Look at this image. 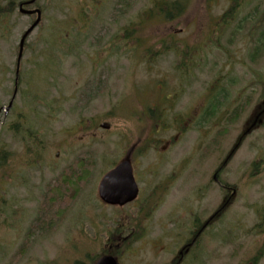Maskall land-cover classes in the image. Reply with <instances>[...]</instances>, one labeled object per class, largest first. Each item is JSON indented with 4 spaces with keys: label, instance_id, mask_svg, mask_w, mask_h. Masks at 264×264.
Here are the masks:
<instances>
[{
    "label": "rangeland",
    "instance_id": "374dc122",
    "mask_svg": "<svg viewBox=\"0 0 264 264\" xmlns=\"http://www.w3.org/2000/svg\"><path fill=\"white\" fill-rule=\"evenodd\" d=\"M7 1L0 0L2 8L6 9L3 5ZM116 1L38 0L43 8V23L27 37L13 110L0 117V150L9 154V161L0 168V264H91L90 260L103 247L106 226L111 227L109 222L104 223L107 208L97 198L98 183L106 171L124 158L129 144L149 134L144 128L150 130L157 124L151 112L164 101L168 109L169 99L178 93L175 88L181 78L182 83L191 78L184 93L192 94L195 99L194 95L205 93L216 81L228 99L236 97V104L247 98L249 112L260 105L264 90V46H257L264 34V0H241L234 20L226 27L220 18L229 10L230 0H188L185 13L169 21H148L143 16L142 12L152 7L153 0H128L131 8L127 14L113 19ZM251 12L254 15L246 19ZM133 22L140 24L141 38L147 41L146 44L141 41L142 47H149L155 53L163 50L161 40L166 46L175 42L178 49L183 43L197 48L200 52L193 51L196 54H191L192 60L184 56L187 64L193 63L189 65L188 75L177 70H181L178 65L183 56L180 58L173 51L163 50L153 60L144 54L138 56V49L133 48L135 43L130 42L128 51L119 45L115 47L121 30ZM30 23L29 17L15 11L4 25L0 24V106L3 108L13 88L17 45ZM56 38H60L57 42L62 45L60 51L53 48ZM79 41V46L75 45L71 51L66 48ZM47 48L51 51L46 54ZM93 68L96 74L107 76H97L100 84L104 82L103 88L88 101L80 95ZM26 109L30 111L28 125L31 124L42 142L39 147L32 145L30 153L40 152L41 159L31 169L25 167L28 155L23 144L8 130V124ZM147 109H150L148 114ZM143 114L146 115L141 120ZM162 114L163 125L169 126L171 112L165 110ZM246 118H241L236 126L241 127ZM102 123H108L109 129H102ZM171 136L170 132L160 131L155 137L162 147ZM250 141H255L256 150L250 148ZM260 151H264L263 130L244 142L236 163ZM184 152V148L177 149L176 159ZM56 154L59 156L55 157ZM87 157L94 162L89 178L60 219L64 197L44 195L77 158ZM132 164L137 167L132 169L137 182L141 178L150 180L155 173L151 152ZM171 164L170 157L157 173L165 177L172 171ZM252 186L251 200L246 192L245 199L236 201V241L213 251L210 248L211 257L202 264H252L248 260L264 248V232L253 231L257 220L250 208L253 203H264V174ZM70 189L63 190L71 192ZM173 192H185V186L179 187L177 182ZM151 253L145 254L151 257ZM136 256L140 253L136 252ZM135 259L126 262L136 264ZM257 264H264V254Z\"/></svg>",
    "mask_w": 264,
    "mask_h": 264
},
{
    "label": "flooded vegetation",
    "instance_id": "af4514ba",
    "mask_svg": "<svg viewBox=\"0 0 264 264\" xmlns=\"http://www.w3.org/2000/svg\"><path fill=\"white\" fill-rule=\"evenodd\" d=\"M22 3L17 5L14 0L11 9L15 10ZM24 8L26 11L39 10L34 3ZM9 16L10 12L1 14L0 24L4 25ZM28 16L38 17L36 13ZM193 51L200 52L187 46L185 56L191 58ZM13 73L12 93L16 89V61ZM181 79L175 88L178 93L169 99L168 109L164 107L167 104L165 101L158 105L162 113L165 110L171 112L170 125H155L146 137H138L124 152L131 169L136 167L132 163L149 152L153 153L155 173L152 178H141L140 182L134 178L138 192L130 203L109 205L99 200L107 208L104 223L109 222L111 227L106 226L104 238L99 237L103 238V247L92 264L102 256L114 257L119 264L132 263L130 258H136V264H202L203 260L211 257L210 248L213 251V248L236 241V201L245 199L246 192L248 195L254 192L252 185L264 174V151L255 153L244 162L243 159L236 163V158L249 137L259 130L264 131V110L254 109L248 113L246 109L240 110V118H247L238 128L236 97L228 99V94L215 81L205 93L194 95L197 97L195 99L192 94L184 93L191 78L185 83ZM222 79L231 81L229 78ZM215 89L217 92H214ZM3 110V106H0V117H6L13 108L6 114ZM160 131L172 135L162 147L155 137ZM16 138L28 155L25 157V167L31 169L32 149L26 147L20 137ZM250 143V148L256 150L255 141ZM179 148H184L185 152L180 159L179 153L176 159ZM170 157L172 171L162 177L157 170ZM146 176L149 177L148 174ZM177 182L179 187L185 186V192H173ZM250 208L257 220L253 231L261 234L264 232V203H253ZM259 223L262 224V231L257 233ZM128 251H131V255ZM147 251L152 252L151 257L145 254ZM136 252L140 253L139 257ZM258 252H264V248L255 254Z\"/></svg>",
    "mask_w": 264,
    "mask_h": 264
},
{
    "label": "trees",
    "instance_id": "16d2710c",
    "mask_svg": "<svg viewBox=\"0 0 264 264\" xmlns=\"http://www.w3.org/2000/svg\"><path fill=\"white\" fill-rule=\"evenodd\" d=\"M131 2V0H129ZM241 0H230V8L228 11H225L223 13V16L220 18V22L221 24H229L230 21L234 18V14H237L239 7L241 6L240 4ZM245 1V0H243ZM98 3H100L98 1ZM188 0H173V1H163V0H153L152 2V7H150L149 9H146L145 11L142 12L143 16H145V18L150 20L153 19H157L159 21H162L163 19H166L167 21L169 20H176L178 18H180V16H182L185 11L188 8ZM131 8V4L128 3V0H117L115 3V9L113 12V19L115 17H123L124 15L127 14V12L129 11V9ZM40 9H42V7H40ZM10 12L11 11V7L10 5L6 6V9L2 8V6L0 5V15L3 14L4 12ZM43 13V11H42ZM254 15L252 12L249 14V17H246V19L251 18V16ZM142 21V20H141ZM142 28L140 27V24H136V23H130L128 26L124 27L121 32H120V36L118 37L116 43L114 44V46L116 47L117 45L121 46L122 48L126 49L128 51V46H130V42L131 43H135L136 46H134V49H138V56L139 54H144L147 56V58H153V60H155L154 58L158 56V54L160 55L162 53V51L164 50H170L173 51L177 54H181L183 57L180 61V64L178 65L179 69H177L178 71L187 74L188 75V71H189V65H186L185 63V55H186V48L187 45H185L184 43L181 44L180 49L179 46H177L174 42L173 36L170 35L171 41L174 42L170 44V46H166V44L164 43L163 40L160 41V45H162V49L160 50L158 53H155L152 51V49H149V47L147 48H143L142 45L146 44V42H144V40H142L141 35H142ZM84 40V38H82V41ZM261 42L258 45V47L260 45L264 44V34L263 36H261L260 38ZM58 41H60V38H56V45H53V48H57L58 51H60L59 43H57ZM81 41V42H82ZM143 44H142V42ZM53 43H55L54 41H52ZM80 41L77 42V44H74L73 46H68L66 48H70L69 51L72 50V48L75 47V45L78 47ZM91 44V47H94L95 45ZM24 47L27 46V43L24 42ZM51 46V44H50ZM97 46V45H96ZM161 47V46H160ZM177 49V50H175ZM48 51H51L47 48ZM52 53V52H51ZM56 54H60L59 52H57ZM143 55V56H144ZM140 58V57H139ZM184 69V70H183ZM100 75L101 77H106L107 74H105V76L102 73H98L96 74V69L93 68L92 71V76L91 78L85 83V85L82 87V93L80 95V97H84L86 100H92L94 99L97 95H98V90H102V85L103 83H99L97 79V76ZM95 80V81H94ZM80 90V91H81ZM92 90V91H91ZM84 93H87V95L85 96ZM261 99H264V90L261 94ZM249 105V101L247 98L241 99V101L239 102V104L236 106V121H238V119L241 117V113L239 112L242 108L246 107ZM29 112L28 113H24L22 112L21 114H17V118L15 121L11 122L10 124H8V130L12 133V135L16 138V137H20V140L22 142H24L26 144V147H30L31 149L33 148L32 145H39V143H42L39 138L37 137V135H35V132L32 130L31 124L30 126L29 124V120H30V116H29ZM146 114L149 113V110L145 111ZM154 113V115L156 116V121L158 120L157 124H159V120L164 119V115L162 114V112L159 110L158 107H156L155 111L151 112V114ZM146 114H143L141 120H143V117H145ZM155 118V117H154ZM156 124V125H157ZM155 127V126H154ZM154 127L150 130H153ZM31 141V142H28ZM28 143H31V145H29ZM39 147V146H38ZM27 149V148H26ZM28 151H30L28 149ZM34 157V162H38L41 157H37L36 154L33 155ZM9 161V154L4 151V150H0V168ZM94 165V162L92 161V159L90 157L87 158H77L76 161L69 167H67V169L65 170L64 173H61L55 180V185L53 186H49L46 193H45V197L48 198L50 196L52 197H64V202L60 203V206L62 208L60 214H59V218H62V215H64L66 213V211L68 210V206L69 204L75 200V198H77V196L79 195V192L81 190V188L86 184L87 179L89 178V175L91 173V169ZM69 188H71L70 190H72L71 192H55L57 190L60 189H64V190H69ZM46 203V201H45ZM51 204V203H50ZM49 204V206H50ZM60 208V209H61ZM258 231L257 233H260L262 231V224L259 223L258 224ZM264 252H258L255 255H253V257H251L248 261H250L252 264H257L259 261H261L262 257H263ZM91 261H93V259H91ZM74 264H79V263H74Z\"/></svg>",
    "mask_w": 264,
    "mask_h": 264
},
{
    "label": "water",
    "instance_id": "95a60500",
    "mask_svg": "<svg viewBox=\"0 0 264 264\" xmlns=\"http://www.w3.org/2000/svg\"><path fill=\"white\" fill-rule=\"evenodd\" d=\"M22 13H33V12H25ZM39 15V12H37ZM39 21V17L37 20L28 28V30L22 36L19 42V54L18 61L21 58L22 46L25 37L34 29ZM11 107V102L6 108L9 110ZM102 129H108L109 125L106 123L101 124ZM138 189L134 178L132 176V170L130 167V163L127 159H123L115 168L107 172L99 182L97 188V194L99 199L105 203L110 205H125L133 201L136 198ZM95 264H119L113 257L104 256L98 259Z\"/></svg>",
    "mask_w": 264,
    "mask_h": 264
}]
</instances>
